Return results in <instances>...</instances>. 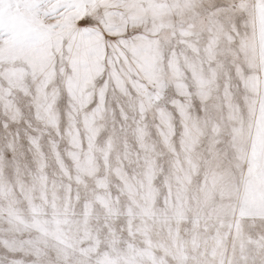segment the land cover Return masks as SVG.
Masks as SVG:
<instances>
[{
	"label": "snow or ice",
	"instance_id": "6c2138e0",
	"mask_svg": "<svg viewBox=\"0 0 264 264\" xmlns=\"http://www.w3.org/2000/svg\"><path fill=\"white\" fill-rule=\"evenodd\" d=\"M261 84L247 0H0V264H264Z\"/></svg>",
	"mask_w": 264,
	"mask_h": 264
},
{
	"label": "rangeland",
	"instance_id": "374dc122",
	"mask_svg": "<svg viewBox=\"0 0 264 264\" xmlns=\"http://www.w3.org/2000/svg\"><path fill=\"white\" fill-rule=\"evenodd\" d=\"M200 10L199 9H184L182 12H172L168 15H165L163 17V23L165 24H181V23H190L194 16L199 15ZM264 25V17H261L259 12L257 11V31L259 32L261 26ZM204 35L207 36V32H204ZM228 45L225 42L223 38L218 40L217 42V50L222 55L224 51L227 49ZM261 89H264V84H261ZM242 144L248 145L249 144V138L247 135L242 140ZM87 178V177H86ZM89 183H91V180L89 179ZM159 181H157V184ZM141 193L145 191V189L139 190ZM172 198L176 200L177 203H180L181 201L178 199V197H183V207L181 209L182 213L187 217L191 218L198 210L197 206V196L198 192L196 190V187L194 185H177L175 179L172 181V189H171ZM236 201V194L234 192H229L226 189L218 190L214 193V200L210 201V207L215 202H223L224 204L229 203H235ZM215 221H209L208 225L202 226L200 231L203 234H214L215 233ZM155 235L157 238L160 236L166 235V230L164 232L161 231L159 227H157ZM181 235L185 238L188 237V233L184 232L183 229H181ZM224 248L226 249L228 254H231L232 250V238L227 237L224 241Z\"/></svg>",
	"mask_w": 264,
	"mask_h": 264
},
{
	"label": "clouds",
	"instance_id": "9594fccd",
	"mask_svg": "<svg viewBox=\"0 0 264 264\" xmlns=\"http://www.w3.org/2000/svg\"><path fill=\"white\" fill-rule=\"evenodd\" d=\"M260 0H247L250 22H255L257 25V11Z\"/></svg>",
	"mask_w": 264,
	"mask_h": 264
}]
</instances>
